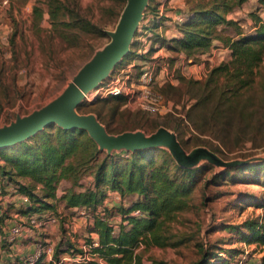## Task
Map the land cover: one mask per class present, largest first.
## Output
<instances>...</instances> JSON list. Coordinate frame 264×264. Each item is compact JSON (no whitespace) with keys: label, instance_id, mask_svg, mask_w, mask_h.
Instances as JSON below:
<instances>
[{"label":"rangeland","instance_id":"rangeland-1","mask_svg":"<svg viewBox=\"0 0 264 264\" xmlns=\"http://www.w3.org/2000/svg\"><path fill=\"white\" fill-rule=\"evenodd\" d=\"M183 1L184 4H177V23L162 24L159 20L174 18V7L168 0H149L129 51L98 84L119 74L127 78L129 73L133 79L143 66L152 65L158 73L154 87L162 94L160 109L152 112L129 103L126 98L95 95L96 86L85 94L74 113L94 118L111 136L141 132L151 137L160 130L170 131L182 147L181 159H187L193 166L207 165L190 193V206L176 212L165 225V233L174 243L141 244L144 264H197L207 251L218 252L225 261L221 264H263L264 243L249 241L244 235L249 233L246 221L256 219L263 211L255 202L245 201L264 199V183L260 180L264 178V167L255 164L239 167L264 161V59L256 68L250 86L237 93L234 92L237 79L225 73L219 77V84H206L211 69L230 60L231 50H225L219 39L209 52L197 56H188L182 48L174 47L176 43L171 42V37L180 30L185 11L197 2ZM128 2L0 0V129L12 126L59 98L82 69L114 40ZM57 7L61 10L53 13ZM257 16L264 17L260 1L246 0L228 13L229 18L237 21L236 25L218 27L222 35L235 34L239 25L252 32L256 29ZM50 124L60 125L51 122L46 126ZM83 129L92 136L89 129ZM96 142L103 155L134 151ZM144 147H166L179 163L167 144ZM227 169L228 175L214 178L215 173ZM256 176L259 178L255 179ZM18 179L32 183L29 177L18 176ZM92 180L88 169L83 185L76 188L85 189ZM71 185L69 180H62L59 195ZM35 190L41 193V184ZM23 194L15 181L0 172V215L4 214L0 224V256L8 241L5 235L9 228L4 227L9 218L17 219L16 223L23 221L14 214L17 207L25 206L21 200ZM137 198V194L123 197L113 190L105 203L110 207L129 205ZM56 204L58 212L52 213L58 217L57 222L43 226L28 222L24 230L34 227L35 231H42L36 233L40 237L36 242L53 248L52 259L61 240L73 244L72 250L67 249L55 258L56 264L62 259V264L66 261L82 264V255L93 256L88 242L93 235L90 232L93 212L82 206L67 207L64 199ZM111 220L117 231L122 215L116 213ZM65 242L64 249L68 246ZM211 261L217 264L218 259ZM46 263L53 264L48 260L38 261V264Z\"/></svg>","mask_w":264,"mask_h":264},{"label":"trees","instance_id":"trees-1","mask_svg":"<svg viewBox=\"0 0 264 264\" xmlns=\"http://www.w3.org/2000/svg\"><path fill=\"white\" fill-rule=\"evenodd\" d=\"M245 1L197 0L185 11L180 22L182 35L171 38V42L176 43L174 47L182 48L188 56L209 52L216 39L230 48V60L213 67L206 84H219V77L225 73L237 79L235 93L250 86L256 68L264 59V17L257 16L256 29L252 32L239 25L235 27V34L222 35L218 27L219 24L236 25L237 21L229 18L228 13ZM259 1L264 8V0ZM59 10L61 8L57 7L53 13ZM254 164L264 167V161H260L239 169ZM206 166H182L166 147H144L103 155L86 129L57 124L46 126L21 142L0 147V172L15 181L17 187L30 197V203L21 207L19 212L30 214L54 209L56 213L59 199H64L67 207L82 206L93 212L90 232H97L98 244H93L94 240L89 237L93 257L82 264H144L142 249L139 250L141 244L167 246L174 243L165 233V225L176 212L190 206V193ZM88 169H91L93 180L85 189L78 190L76 185H83ZM229 171L215 173L214 178L228 175ZM18 176L29 177L32 183H24ZM64 179L72 185L59 195L60 183ZM260 180L264 183V178ZM38 184H41V193L35 190ZM113 190L123 197L137 194L138 198L129 205L110 207L105 198ZM251 202L262 206L263 211L256 219L246 221L249 233L244 237L264 243V199L245 201L247 204ZM116 213L122 215L117 231L111 220ZM3 220L2 213L0 224ZM64 242L61 240L56 245L54 259L65 250L73 249L70 242V245L65 242L68 246L64 249ZM76 250L85 253L83 249ZM212 258L218 259L217 264L225 262L218 252L207 251L205 258L197 264H213Z\"/></svg>","mask_w":264,"mask_h":264},{"label":"water","instance_id":"water-1","mask_svg":"<svg viewBox=\"0 0 264 264\" xmlns=\"http://www.w3.org/2000/svg\"><path fill=\"white\" fill-rule=\"evenodd\" d=\"M149 0H129L123 13L114 40L96 58L89 62L79 73L68 89L55 101L31 115L19 120L10 127L0 129V147L23 141L44 128L48 123L57 122L66 128H87L92 136L102 145L138 148L167 144L183 166H193L187 159H181L182 147L174 133L160 130L151 137L141 132H129L119 136H111L94 118L74 113V108L83 101L85 94L98 86L106 77L110 68L117 64L130 48L132 37L136 31L144 9Z\"/></svg>","mask_w":264,"mask_h":264},{"label":"built area","instance_id":"built-area-1","mask_svg":"<svg viewBox=\"0 0 264 264\" xmlns=\"http://www.w3.org/2000/svg\"><path fill=\"white\" fill-rule=\"evenodd\" d=\"M181 19V18H180ZM125 78L120 74L112 78L110 81L105 82L98 86L95 95L106 96V95H121L128 99V102L148 111H157L160 109L162 102V94L158 92L154 85L157 82V71L152 65H145L142 67L141 72L138 76L131 79L130 74ZM23 204L27 205L30 203V197L28 194H23L21 197ZM47 217V218H43ZM22 222L14 225L10 232V239L16 240L19 235L24 232V228L28 222H32L35 225H45L49 222H57L58 217L53 213L47 216H39L33 213L27 214L22 218ZM93 244H98L97 232L92 233ZM53 248L46 246L43 243L38 242L34 252L25 256H20L14 264H38V261L44 258L47 253H51ZM93 256L82 255L81 263H85ZM94 257H97L95 255ZM65 259V258H64ZM71 259V258H70ZM102 261V259L99 257ZM63 259L58 263L62 264Z\"/></svg>","mask_w":264,"mask_h":264},{"label":"crops","instance_id":"crops-1","mask_svg":"<svg viewBox=\"0 0 264 264\" xmlns=\"http://www.w3.org/2000/svg\"><path fill=\"white\" fill-rule=\"evenodd\" d=\"M171 2V6L174 7L173 11L175 14H173L172 16H174V18H172L171 20H159V22L162 24H166V23H171L172 21L173 22H176L177 23V18L176 16L178 15L177 14V10H178V7H177V4H184L185 1L183 0H176L174 3L173 1L174 0H168ZM181 6V5H180ZM169 14V13H168ZM177 27V25H176ZM177 29V28H176ZM171 31V29H169ZM178 32H176L175 34H173L172 37H175V36H181L182 35V32L180 30L177 29ZM171 37V38H172ZM225 50H229V48L225 47L224 48ZM18 203H16L17 205ZM18 206V205H17ZM21 207H17L15 210V216H19L20 219L24 218L27 214H24V213H21L19 212L18 210L20 209ZM54 212L53 209H46V210H43V211H38V212H33V214H36V215H39V216H47L49 215L50 213ZM17 219H12V218H9V223L4 227L5 230L6 228H9V231H7V234L5 235V238H7V240L9 241H6V246L4 247V249L2 250V255L0 256V264H14V262L16 261L15 259L20 257L21 255H27V254H30L32 252L35 251L36 249V245L38 242L37 239H39L40 237L39 236H36V233L40 234L42 233V231H35L34 230V227L31 229H27L24 230V232L18 236V238L16 240H11L10 239V232H11V229L14 225H16ZM2 247V246H0ZM52 254L51 253H47V255L44 256L43 258V262H46V260L48 261H52L53 264H56V260L55 259H52ZM65 259H70L69 257H64ZM47 264V263H46ZM67 264V261L66 263Z\"/></svg>","mask_w":264,"mask_h":264}]
</instances>
